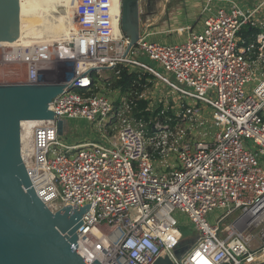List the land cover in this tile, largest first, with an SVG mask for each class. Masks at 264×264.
Wrapping results in <instances>:
<instances>
[{
	"label": "built area",
	"instance_id": "built-area-1",
	"mask_svg": "<svg viewBox=\"0 0 264 264\" xmlns=\"http://www.w3.org/2000/svg\"><path fill=\"white\" fill-rule=\"evenodd\" d=\"M225 2L181 41L140 34L124 55L128 39L113 37L114 16L120 21L113 0H77L74 34L46 53L25 49L8 62L25 67L21 86L29 87L38 86L43 65L71 64L48 106L53 119L33 128L21 158L52 212L90 205L77 230V252L89 264H153L165 256L173 264H264V0L252 8ZM243 29L257 33L245 38ZM122 70L148 77L140 91L114 89L111 99L98 81ZM139 100L157 114L137 117ZM171 112L194 117L192 139L168 130ZM162 116L164 123L156 120ZM57 120L66 121L65 133L72 120L95 125L100 139L67 143ZM214 211L220 215L211 223ZM177 214L196 233L179 259L185 240ZM81 243L102 249L86 256Z\"/></svg>",
	"mask_w": 264,
	"mask_h": 264
},
{
	"label": "water",
	"instance_id": "water-1",
	"mask_svg": "<svg viewBox=\"0 0 264 264\" xmlns=\"http://www.w3.org/2000/svg\"><path fill=\"white\" fill-rule=\"evenodd\" d=\"M161 0H145L147 13ZM115 11V9H114ZM116 14L128 45L140 35L139 0H120ZM18 0H0V42L18 37ZM63 91L60 84L0 88V264H89L77 252V230L90 205L74 204L52 212L36 196L21 158V122L49 121L51 101ZM66 121L57 120V134H65ZM191 241L175 251L179 259ZM91 264H98L93 261ZM153 264H173L167 257Z\"/></svg>",
	"mask_w": 264,
	"mask_h": 264
},
{
	"label": "rangeland",
	"instance_id": "rangeland-1",
	"mask_svg": "<svg viewBox=\"0 0 264 264\" xmlns=\"http://www.w3.org/2000/svg\"><path fill=\"white\" fill-rule=\"evenodd\" d=\"M227 0H170L167 5H159L156 8V13H147L145 10V0H139V9L142 14L140 19V34L145 37L148 41H156L164 44H172L175 42L181 41L188 30H192L201 25L202 19L208 13H213L214 11L223 8L228 2ZM242 6L254 7L257 5L259 0H236ZM164 6L166 9L164 10ZM17 43H21L18 41ZM2 59L0 51V61ZM143 61L147 62L150 65L153 63L149 62L147 59L143 58ZM65 65L69 67L71 64L58 62L56 60L52 61L49 64H45L41 67L39 71V80L38 86H50L56 84H62L68 81V77L62 73V69ZM160 71V70H159ZM161 72V71H160ZM112 75L109 72H104L102 79L98 81V84L107 96L111 99H114L117 95V92H114L113 85L105 84L103 82L110 81ZM25 79V67L20 65H10L4 64L0 68V88L10 87V86H20ZM252 84L250 88H252ZM150 93L154 91V87L150 86ZM157 95L151 94L150 97L154 101L157 100ZM157 102V101H156ZM209 111L205 110V114H208ZM172 115V112L167 115L171 120L166 124L168 130L172 132L173 135L181 134L182 137L186 140L193 138L194 126L189 122L190 119H194L193 116L188 114L185 116L186 119H181V113L177 112ZM156 115V114H155ZM154 115V116H155ZM179 115V116H177ZM153 116V117H154ZM150 119V118H148ZM154 121V118H152ZM160 120L161 123L166 122L164 116L157 117L156 120ZM156 122V121H155ZM70 127L68 131L61 137L67 143H80L86 140H95L100 139V134L97 132L95 125H90L82 120H72L70 121ZM204 130H210L208 126L203 127ZM109 136H112V133L109 132ZM248 145H251V142L247 141ZM251 150H255L254 145H252ZM219 211H214L209 217L211 223L215 222L216 216H219ZM176 218L178 220L180 232L186 241H191L196 233L194 232L192 224L188 221L185 215L177 214ZM229 223V221H226ZM102 230L110 233L111 230L101 227ZM91 247V246H89Z\"/></svg>",
	"mask_w": 264,
	"mask_h": 264
},
{
	"label": "bare ground",
	"instance_id": "bare-ground-1",
	"mask_svg": "<svg viewBox=\"0 0 264 264\" xmlns=\"http://www.w3.org/2000/svg\"><path fill=\"white\" fill-rule=\"evenodd\" d=\"M77 0H18V37L11 41H1L0 51L2 59L0 68L8 63L18 53H24L25 49L46 53V48L64 42L67 37L74 34L75 4ZM115 11L118 10L119 0H113ZM113 37L119 40L122 33L119 28L117 16L113 18ZM21 41V43H17ZM42 121L21 122L22 149L30 147L29 143L33 128ZM119 234V233H118ZM114 246V244H113ZM82 252L86 256L97 255L102 249L96 245L91 249L88 245L80 244Z\"/></svg>",
	"mask_w": 264,
	"mask_h": 264
},
{
	"label": "trees",
	"instance_id": "trees-1",
	"mask_svg": "<svg viewBox=\"0 0 264 264\" xmlns=\"http://www.w3.org/2000/svg\"><path fill=\"white\" fill-rule=\"evenodd\" d=\"M243 36H254L257 33V30H249V29H243L242 30ZM147 75H143L142 77H138V75H135L134 73H127L125 70L121 71V74L119 78L115 79L113 78L110 82L113 85V89H120L121 93H129L132 91H140L141 86L144 82ZM147 106L146 100H139L138 106L135 110L137 117H143L145 119H148L149 117H153L155 114H157V111H154L153 113H147L145 112V108ZM141 111V112H140Z\"/></svg>",
	"mask_w": 264,
	"mask_h": 264
},
{
	"label": "crops",
	"instance_id": "crops-1",
	"mask_svg": "<svg viewBox=\"0 0 264 264\" xmlns=\"http://www.w3.org/2000/svg\"><path fill=\"white\" fill-rule=\"evenodd\" d=\"M162 2L159 4V8H160V5L162 6L163 4L164 5H167L169 3L170 0H161ZM164 10L166 9V6H164L163 8ZM245 38H247V36H243Z\"/></svg>",
	"mask_w": 264,
	"mask_h": 264
},
{
	"label": "flooded vegetation",
	"instance_id": "flooded-vegetation-1",
	"mask_svg": "<svg viewBox=\"0 0 264 264\" xmlns=\"http://www.w3.org/2000/svg\"><path fill=\"white\" fill-rule=\"evenodd\" d=\"M161 2H162V1H161ZM161 2H160V3H161ZM160 3H159V4H160ZM153 11H154V9H151L149 12H150V13H153Z\"/></svg>",
	"mask_w": 264,
	"mask_h": 264
}]
</instances>
